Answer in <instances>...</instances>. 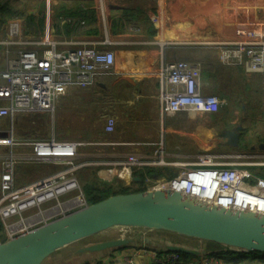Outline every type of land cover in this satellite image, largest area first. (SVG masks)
<instances>
[{
    "label": "crops",
    "instance_id": "obj_1",
    "mask_svg": "<svg viewBox=\"0 0 264 264\" xmlns=\"http://www.w3.org/2000/svg\"><path fill=\"white\" fill-rule=\"evenodd\" d=\"M17 2L15 1V4ZM47 2L48 6H46ZM120 2V5L116 6H113V3L108 4L103 10L102 7L96 6V0H28L30 6L25 12L28 17L32 18L31 25L36 28L34 32L28 30L25 13L23 17H15L7 21L8 23L18 22L19 27L23 25L26 33L29 31V35H25L20 30L17 39L28 42L29 47L36 51L39 47L33 42L41 39L61 43L59 48L71 46L66 44L71 41L91 42L108 39L109 44L104 46V49L113 52L114 64L115 52L119 56V61L113 66L114 69L110 74L97 78L88 88L69 89L60 98L58 107L60 111L62 109L63 111L58 112L57 120L61 116L64 124L61 122L58 124L55 120L54 128L57 136L54 130L52 132L57 140L81 143L77 148L75 158V162L80 165L77 175L90 176L94 170L95 177H97V171L99 172L108 164L120 162L128 155L148 160L153 152L161 147L164 161L168 164L147 168V170H154L152 175L144 174V179L145 176L158 180L167 177L173 178L179 174L184 165H188L192 156L203 151L212 152L209 149L212 145L222 149H234L222 144L221 140L217 138L219 132L231 127H223L213 135L208 125L205 124L206 122H195L199 120L196 118L197 115H203V113L161 114L158 100L159 82L155 74L160 62L166 61V55H169L170 49L175 46L170 42L165 43L158 39L161 27L153 25L154 29L143 28L140 31L139 25L134 23L136 21H132V18L136 16H138L136 20L139 21L140 14H147L151 19L154 16L152 11L147 13L144 7L142 9L131 8V4L127 0L124 2L120 0ZM22 3L24 4V2ZM84 3L96 6L93 13H89L88 8L81 5ZM21 7L23 5L17 9L20 11ZM154 9L158 19L160 14L162 15V26L165 29L176 30L175 25L178 24L187 25L185 27L187 31L199 29L245 32L249 31L247 29H250V26L247 24L251 23L255 29L264 30V0H155ZM126 10L131 11L130 14ZM138 10H141V13ZM112 13L114 15H110ZM241 15L247 16L244 21H239L242 19ZM164 16H171V19L164 21ZM174 16L179 17L175 19ZM180 16H188V21L181 20ZM190 16H194L195 20ZM195 16H204L203 22L201 18L198 21L201 23L197 25ZM61 17L82 18L85 20V26L84 28H71L60 24ZM122 30H126L128 33L122 35L120 33ZM155 32L156 39L152 40ZM0 51V55L3 56L2 47H0ZM214 52L213 65H209V67H202L201 61L200 65L198 62L184 60L200 66L202 93L217 96L221 100L220 106H222L229 99L221 91L219 84L226 83L230 78L240 77L249 85L248 91L242 90V82L238 85V89L245 97L243 100L249 102L257 99V102L261 104V75L259 73L247 75L242 68L222 66L218 63L215 48ZM109 117L115 120V126L113 132L106 133L103 127ZM78 127L83 129L78 139L71 140L62 135L68 134L69 131H75ZM19 134L22 133L19 132ZM209 139L213 142H209ZM239 145H241V140ZM156 170L160 171L158 172L160 175ZM135 177H138L137 174L133 176V179ZM98 179L100 180L99 176ZM18 182L24 183L22 179ZM135 182H139L140 186H143V183L145 185L144 181L135 180ZM145 187L148 186L145 185ZM111 230L101 233H107L103 239L88 240L89 238H85V240L82 239L67 245L48 256L42 264H124L126 258H132L136 248L144 246L159 250L166 245H180L179 238L183 237L168 232L135 229L129 231L116 229L118 230V235H116L117 231L109 232ZM0 236L3 237L1 229ZM119 238L128 239L131 243L107 254L80 252L81 249L91 244ZM196 241L202 243L201 246L197 248L187 246V248L198 250L201 253L196 255L198 257L196 259L195 255H187L185 260L187 262L204 264L203 258L209 256L206 255L207 253L224 252L223 255L218 254L221 259L207 264H252L249 262L250 256L229 254L227 253L229 248L216 245L208 247L209 242ZM132 261L133 264H152L149 258L137 255L132 258ZM256 264H264V261L259 260Z\"/></svg>",
    "mask_w": 264,
    "mask_h": 264
},
{
    "label": "built area",
    "instance_id": "obj_2",
    "mask_svg": "<svg viewBox=\"0 0 264 264\" xmlns=\"http://www.w3.org/2000/svg\"><path fill=\"white\" fill-rule=\"evenodd\" d=\"M59 23L71 28L85 26V20L79 17H61ZM6 26V37L0 40L4 63L0 69V120H6L0 128V149L3 150L0 152V227L4 238L0 236V243L89 205L77 180L80 165L75 158L81 143L57 140L52 131L43 138L24 136L18 132L16 119L24 112L52 115L58 98L67 90L90 87L97 78L110 74L114 66L113 52L104 49L108 39L71 41L66 43L71 46L64 48H59V42L41 39L33 42L39 47L36 51L28 42L17 39L18 22H7ZM213 46L222 66L242 68L247 75H261L259 115L264 120V38L247 32L240 41L218 42ZM155 75L163 115L215 114L222 104L217 96L202 93V71L195 63L162 60ZM114 126L115 120L107 118L105 132H113ZM226 158L209 151L199 152L177 176L168 180L145 176L144 182L148 189L168 188L218 206L264 214L246 207L249 202L264 203V177L241 164L226 162ZM256 158L264 160V151ZM29 164L56 170L29 184L18 185L17 168ZM166 164L159 147L148 160L128 155L102 168L98 176L103 182L131 181L138 172L145 173L147 168ZM136 255L149 258L152 264H193L181 261L179 254L165 249L141 246L134 249L131 257ZM206 255L209 256L203 258L204 264L221 259L218 254ZM132 258H126L124 264H133Z\"/></svg>",
    "mask_w": 264,
    "mask_h": 264
},
{
    "label": "water",
    "instance_id": "obj_3",
    "mask_svg": "<svg viewBox=\"0 0 264 264\" xmlns=\"http://www.w3.org/2000/svg\"><path fill=\"white\" fill-rule=\"evenodd\" d=\"M243 127L225 128L217 138L239 147ZM264 151V141L257 146ZM140 181L135 177L133 181ZM111 229L162 231L214 243L232 251L264 253V214L226 208L170 189L111 195L0 243V264H42L55 251ZM130 240L119 238L84 247L80 252L107 254L124 248ZM168 252L198 255L181 245H166Z\"/></svg>",
    "mask_w": 264,
    "mask_h": 264
},
{
    "label": "rangeland",
    "instance_id": "obj_4",
    "mask_svg": "<svg viewBox=\"0 0 264 264\" xmlns=\"http://www.w3.org/2000/svg\"><path fill=\"white\" fill-rule=\"evenodd\" d=\"M10 2L18 1L19 3L24 2L23 7H25L26 12L30 5H28V0H9ZM97 1V7H102L103 10H105L106 6L108 4L113 3V6L120 5V0H96ZM124 2V0H122ZM129 4H131V8H139L142 9L145 8V12H153L152 20L148 18L147 14H143L139 16L133 17L132 21L136 25H139V30H143V28L148 29H154V26H158L159 29V36L158 39L161 42H170L172 45H174V48L170 49L169 55H166L165 60L166 61H184L189 60L193 62H198L202 67H209V65H213V61L215 58V52H214V46L213 44L218 42H235L240 41L244 38V33L252 32L254 36H259L264 38V30L263 29H255V26H251V23H248L247 25L250 26V29H247L249 31L241 32H228V31H220V30H191L187 31L185 30V27L187 25H178L176 24V30L174 29H165L162 26V15L160 14L159 19L157 18V14L155 13V0H127ZM19 4H12V7L14 9L18 8ZM33 5V4H31ZM88 8L89 13H93V10L96 6L91 4H81ZM46 6H48V2L46 3ZM83 6V7H84ZM21 7V9H23ZM84 7V8H85ZM56 8V7H55ZM139 13H141V10H138ZM25 12V16L28 17ZM114 15V13L110 14ZM151 16V15H149ZM242 16V15H241ZM175 19H178L179 16H174ZM188 16H180V19L183 21H188ZM196 18V24L198 25L201 22H198L204 16H195ZM247 16L243 15L242 19L239 21H244ZM164 21L170 20L171 16H164ZM191 19H194V16H190ZM27 20V18H26ZM195 22V21H194ZM28 23V21L26 22ZM244 24L246 22H243ZM29 26V31L34 32V29H36L33 25L27 24ZM31 25V26H30ZM20 30L22 34L29 35L28 33L24 32L23 25L20 26ZM157 28V30H158ZM6 25L4 24L0 26V39L3 38L6 35ZM252 30V31H251ZM122 35L127 34L128 32L126 30H122L120 32ZM3 35V36H2ZM154 37L152 40H155L156 32L153 34ZM1 52V51H0ZM119 61V56L115 52V64ZM201 61V62H200ZM4 66L3 63V56L0 55V69H2ZM114 69V68H113ZM140 71V70H138ZM242 82V90L248 91L249 85L242 80L240 77H234L228 79L226 83H220L219 87L221 91L224 93L225 96L229 100H227L215 114H209L206 116V114L203 115H197L196 118L199 120H196L195 122L203 121L206 122L205 124L208 125L211 133L217 134L223 127H233L237 124H240L243 127L242 134H241V145L237 149H222L220 147H210L209 149L214 152L217 155L221 154L223 156H226V162H232L241 164L247 168H250L251 171L258 174L261 173L262 177H264V166L262 164L264 163V160L258 157V154L260 151L257 149L258 144L264 141V120L260 119L259 111H260V103L257 102V99L252 101H244L245 98L242 94V92L238 89V85ZM211 95V94H208ZM62 97V96H61ZM58 98L57 103L55 104V109L53 114H47V113H41V112H24L20 113L16 119L18 132L22 134H27L29 136L34 138H43L50 134L51 131H55L54 123L55 120H57L58 112L63 111V109L60 111L58 104L60 101V98ZM229 101V102H228ZM248 102V103H247ZM3 120H0V128L3 126ZM58 124L61 122L64 124V121L61 119L57 120ZM104 128V127H103ZM60 130V129H59ZM83 131L82 127L76 128L75 131H69L68 134H62L63 136L69 137L68 139L75 140L78 139L79 134ZM57 136V134H56ZM209 142H213L211 139L208 140ZM3 150H0L2 152ZM18 174L16 176V183L18 185H26L29 184L37 179H41L43 177H46L52 172L56 170V168H49L45 165H35V164H29L24 165L22 167H19ZM259 175V174H258ZM22 179L24 183H19L18 181ZM77 180L79 184L81 185L83 191L84 186L86 184H93V185H100L102 183L98 179V171H97V177H95L94 170L91 172L90 176H87L85 174L77 175ZM121 182V183H120ZM118 182V179L112 180L108 182V185L115 189L114 191L118 190V187L120 184H123L125 186H129L131 190H139V189H148V187H145L144 183L143 186H139L136 184H133L132 181H122L120 180ZM118 230L113 229L109 232H115ZM107 233L105 234H97L95 237H90L88 240H95V239H103L105 238ZM104 236V237H103ZM85 240V239H84ZM87 241V239H86ZM179 243L182 246H189V247H195L201 246L202 243H199L196 241V239H189L186 237H180ZM195 245V246H194ZM206 247V245H203Z\"/></svg>",
    "mask_w": 264,
    "mask_h": 264
},
{
    "label": "trees",
    "instance_id": "obj_5",
    "mask_svg": "<svg viewBox=\"0 0 264 264\" xmlns=\"http://www.w3.org/2000/svg\"><path fill=\"white\" fill-rule=\"evenodd\" d=\"M12 4H15V1L14 2H10L9 0H0V26L5 24L9 19H12V18H15V17H23L24 16V13L26 11L25 7H23V9L19 11L17 8L14 9L12 7ZM17 4H19L18 7L24 5L23 3H19V2H17ZM126 12L128 14H130L131 11L126 10ZM77 14H80V13L77 12ZM131 16L133 17L132 14H131ZM27 21H28L29 24H32V18L31 17H27ZM18 168H17V170H18ZM153 170L152 169H149V170L145 169V173L138 172L137 176L140 178V181L143 182L144 181V174L148 173L147 175H149V174L153 173ZM156 171H157V174L160 175V173H158L160 171H158V170H156ZM258 174H259V176L262 177L261 173H258ZM166 179L168 180V179H171V178L167 177ZM114 180H116V179H114ZM101 182L102 183H100V185H98V186L93 185V184H86L84 186L83 195H84V198H85L86 202L89 205L97 203V202H99V201H101V200H103V199H105V198H107V197H109L111 195H115V194H129V193H135V192L144 191V189H139V190L133 191V190H131V188L129 186H125L123 184H120L119 187H118L119 191L117 192V190L114 191L115 189H112L108 185L107 182H103V181H101ZM132 183L140 186L139 182H135L134 183V181H132ZM0 229H1V227H0ZM2 239L4 240V238H2ZM215 245L218 246V247L224 248V246H221V245H217V244H214V243H208V247L209 246H215ZM225 248H227V247H225ZM209 253H211V254H223L224 252H221V253H219V252H209ZM227 253L235 254L234 251H232V250H229ZM240 254H243L244 256H250L251 258L249 259V262H251L252 264L258 263L259 260L264 261V253L240 252ZM179 257H180L181 261L187 262V261H185L187 259V257H188L186 254H179ZM196 258H198V257L196 256L195 259Z\"/></svg>",
    "mask_w": 264,
    "mask_h": 264
},
{
    "label": "bare ground",
    "instance_id": "obj_6",
    "mask_svg": "<svg viewBox=\"0 0 264 264\" xmlns=\"http://www.w3.org/2000/svg\"><path fill=\"white\" fill-rule=\"evenodd\" d=\"M67 155L70 156V154H67ZM246 207H252L253 209L256 208L259 212H264V203H260V202H249L248 204H246Z\"/></svg>",
    "mask_w": 264,
    "mask_h": 264
}]
</instances>
